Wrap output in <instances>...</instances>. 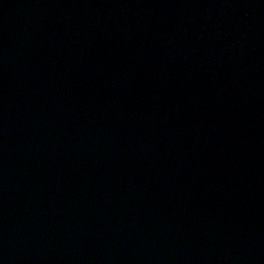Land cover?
Segmentation results:
<instances>
[{"label":"water","instance_id":"95a60500","mask_svg":"<svg viewBox=\"0 0 264 264\" xmlns=\"http://www.w3.org/2000/svg\"><path fill=\"white\" fill-rule=\"evenodd\" d=\"M0 264H264V0H0Z\"/></svg>","mask_w":264,"mask_h":264}]
</instances>
